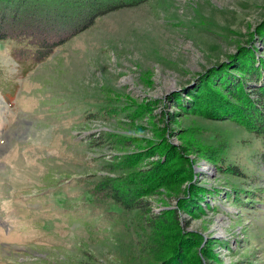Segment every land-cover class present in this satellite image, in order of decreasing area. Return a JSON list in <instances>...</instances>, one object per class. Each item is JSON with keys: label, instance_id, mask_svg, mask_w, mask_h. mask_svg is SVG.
<instances>
[{"label": "rangeland", "instance_id": "obj_1", "mask_svg": "<svg viewBox=\"0 0 264 264\" xmlns=\"http://www.w3.org/2000/svg\"><path fill=\"white\" fill-rule=\"evenodd\" d=\"M263 20L264 0H143L103 12L42 62L15 57L25 40H1L0 264H148L145 214L113 201L106 183L149 200L155 215L178 210L205 264H264L263 139L187 97L252 34L264 46ZM162 141L194 160L192 182L218 190L203 211L169 198L168 186L135 182ZM204 146L223 147L241 175L201 159ZM146 148L139 163L126 157L129 176L120 156ZM176 186L180 197L190 187ZM233 190L239 199L226 196Z\"/></svg>", "mask_w": 264, "mask_h": 264}, {"label": "trees", "instance_id": "obj_2", "mask_svg": "<svg viewBox=\"0 0 264 264\" xmlns=\"http://www.w3.org/2000/svg\"><path fill=\"white\" fill-rule=\"evenodd\" d=\"M142 1L0 0V41L14 38L25 40V46L15 49V57L42 62L58 45L84 30L103 12L112 10L114 6H127ZM255 33L257 39H264V20L258 24ZM248 41L251 43L249 46L239 47L227 62L202 75L200 87L196 91H191L187 97L191 98L189 99L191 101H194V98L201 100L206 107L204 115L208 118L233 119L264 142V46L261 49L254 46V34ZM195 108V104H189L184 109L189 111ZM125 143H128L126 145H129L128 148L134 144L131 143V139H127ZM223 149L220 146H204L197 155L211 162L218 170L241 175L235 164L232 166L224 164V157L221 154ZM177 150L176 146L162 141L155 154L161 158L150 160L146 168L138 167L140 165L137 164L141 177L135 179V182L140 183L146 178V182L151 179L153 184L159 185L157 187L168 186L169 198L178 199L190 212L197 214L196 211H203L201 202L209 206L205 195L214 196L218 190L202 184L201 181L192 182L194 160ZM147 153L148 148L122 154L119 163L127 167L129 176H133L136 171L131 168L133 163L126 162L127 158L134 157L139 163L141 156ZM185 179L190 187H187L188 192L180 197L181 190L176 184ZM128 181L132 182L133 179ZM103 187L113 201L128 210L138 208L139 212L145 214L140 225L144 224L146 228L151 229L148 240L143 241L145 244L143 251H146L145 258L148 264H205V257L203 259L200 256L197 247L201 240L200 236L195 233L189 236L190 234L182 231L183 228H179L181 221L178 210L172 209L168 217L164 214L158 216L150 210L149 200L134 199L135 197L125 200L113 183L111 185L106 183ZM143 188L137 185L131 190L139 193ZM226 196L232 200L239 199V191L233 190Z\"/></svg>", "mask_w": 264, "mask_h": 264}]
</instances>
